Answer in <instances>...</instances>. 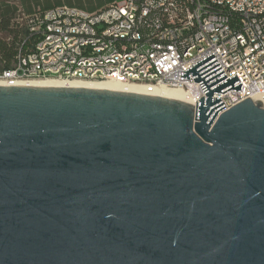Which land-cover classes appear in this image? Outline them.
<instances>
[{"label":"water","instance_id":"obj_1","mask_svg":"<svg viewBox=\"0 0 264 264\" xmlns=\"http://www.w3.org/2000/svg\"><path fill=\"white\" fill-rule=\"evenodd\" d=\"M194 102L0 86V264H264V104L214 54Z\"/></svg>","mask_w":264,"mask_h":264},{"label":"built area","instance_id":"obj_2","mask_svg":"<svg viewBox=\"0 0 264 264\" xmlns=\"http://www.w3.org/2000/svg\"><path fill=\"white\" fill-rule=\"evenodd\" d=\"M16 23L21 33L12 67L0 72L4 85L140 83L193 91L199 100L207 98L200 83L181 74L214 54L243 86L213 93L223 110L248 98L264 104V0H115L95 12L61 5L19 10Z\"/></svg>","mask_w":264,"mask_h":264},{"label":"trees","instance_id":"obj_3","mask_svg":"<svg viewBox=\"0 0 264 264\" xmlns=\"http://www.w3.org/2000/svg\"><path fill=\"white\" fill-rule=\"evenodd\" d=\"M115 0H0V65L3 70L12 67L16 57V43L20 30L16 17L20 7L33 13L38 9L46 11L61 5L77 7L89 12L104 8Z\"/></svg>","mask_w":264,"mask_h":264},{"label":"bare ground","instance_id":"obj_4","mask_svg":"<svg viewBox=\"0 0 264 264\" xmlns=\"http://www.w3.org/2000/svg\"><path fill=\"white\" fill-rule=\"evenodd\" d=\"M3 85L4 83L0 82V86ZM14 85L46 86V87H88V88L109 89L116 91L153 94L159 96L178 98L187 101H192L194 102V105L197 101L196 95L193 91H188L186 89L172 88V87H160L152 84H140V83L120 84V83H112V82L59 80L55 78H47V79H39V80H24Z\"/></svg>","mask_w":264,"mask_h":264},{"label":"crops","instance_id":"obj_5","mask_svg":"<svg viewBox=\"0 0 264 264\" xmlns=\"http://www.w3.org/2000/svg\"><path fill=\"white\" fill-rule=\"evenodd\" d=\"M19 10H21V11L25 12V10H24V8H23V7H20V9H19ZM25 13H27V12H25Z\"/></svg>","mask_w":264,"mask_h":264},{"label":"rangeland","instance_id":"obj_6","mask_svg":"<svg viewBox=\"0 0 264 264\" xmlns=\"http://www.w3.org/2000/svg\"><path fill=\"white\" fill-rule=\"evenodd\" d=\"M118 1H120V0H118ZM0 35H1V33H0ZM2 71V68H1V65H0V72Z\"/></svg>","mask_w":264,"mask_h":264}]
</instances>
